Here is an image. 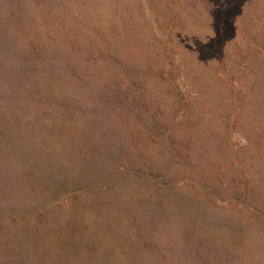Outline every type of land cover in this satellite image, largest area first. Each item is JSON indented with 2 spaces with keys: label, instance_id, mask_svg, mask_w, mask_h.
<instances>
[{
  "label": "rangeland",
  "instance_id": "1",
  "mask_svg": "<svg viewBox=\"0 0 264 264\" xmlns=\"http://www.w3.org/2000/svg\"><path fill=\"white\" fill-rule=\"evenodd\" d=\"M0 264H264V0H0Z\"/></svg>",
  "mask_w": 264,
  "mask_h": 264
}]
</instances>
